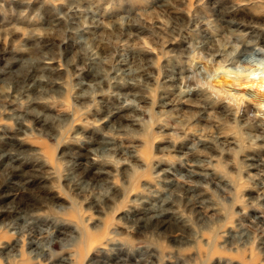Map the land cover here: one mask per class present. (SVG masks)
Masks as SVG:
<instances>
[{
  "label": "rangeland",
  "instance_id": "1",
  "mask_svg": "<svg viewBox=\"0 0 264 264\" xmlns=\"http://www.w3.org/2000/svg\"><path fill=\"white\" fill-rule=\"evenodd\" d=\"M213 3L238 24L217 21ZM204 33L222 55L194 48ZM263 40L264 0H0V147L9 135L16 152L0 159V264H49L67 254L74 264H114L115 251L125 264H264V85L245 81L264 77V57L226 62ZM34 66L41 71L26 79ZM22 80L34 88L17 91ZM186 87L210 109L200 114L193 101L178 109ZM110 110L122 115L112 125L102 122ZM102 139L115 151L101 155ZM177 147L192 156L181 158ZM254 157L262 165L248 167ZM75 162L90 164L96 178L84 192L67 180L79 173ZM12 167L20 170L10 178ZM31 175L41 178L23 183ZM191 198L202 216L186 205ZM16 205L45 232L12 221ZM145 205L179 221L136 233L131 219ZM38 243L46 253L33 259Z\"/></svg>",
  "mask_w": 264,
  "mask_h": 264
},
{
  "label": "bare ground",
  "instance_id": "2",
  "mask_svg": "<svg viewBox=\"0 0 264 264\" xmlns=\"http://www.w3.org/2000/svg\"><path fill=\"white\" fill-rule=\"evenodd\" d=\"M212 10H213V15H214V17H215V19L217 21H220L221 23H224V24H229V23H233V24H236V25L238 24L237 20H233V19L228 20V19H226V16L228 15V11L226 9H224V8H219L216 3H213ZM185 28H186V26H185L184 23L179 25L177 27V29H178L177 33L182 32ZM125 29H126L125 25L118 27L116 29L117 30L116 35L120 36L122 34V31H124ZM210 43H211V41L209 40L208 36L204 33L202 35V37H201V40L198 42V44L195 45L194 48L198 49L199 51H204V52L206 51L205 53L209 57L222 55V52L219 51V50H215L212 47V45L209 48V46H210L209 44ZM263 47H264V40L262 41V45L259 48L253 49V50H251L249 52L246 51L245 49H241L234 57L228 58L226 60V62L230 61V63H232L233 61H235V59H241L242 58L243 59L241 61L242 63L251 64V62L255 61V59H254L255 55H261V56L264 57V49H261ZM96 48H97V46H96ZM96 48L90 54V62H92L93 60H98V53H97L98 51L96 50ZM98 50H103V47H101V45L98 46ZM79 62L82 63V61H79ZM258 63H260V62H258ZM238 68H240V67H238ZM39 69H40L39 67L38 68L37 67L32 68L27 73L25 78L26 79H28V78L31 79L33 76H35L38 73V71H41ZM79 71H82V68H79ZM244 77H245V75L244 76L242 75V76H240V79L242 80V79H244ZM186 79L188 80L190 78L187 76ZM255 79L256 78L254 76H246L245 77L246 84L249 85V83H254L253 86L264 85V77H259L258 79H260V80H258V79L255 80ZM97 80H99V79L97 78ZM169 80L170 81H175V80H178V78H174V76L171 75V76H169ZM24 82H25V80H22L20 83H18V90L17 91L24 93V92H28V90H31V89L34 88L33 86H26ZM220 83L221 82H219V83L217 82V85L220 86ZM129 85L132 86L133 84L129 83ZM131 89L132 88H130V90ZM190 90H191V88H188V87L179 88L178 96H179V98H183V101H180L181 104L175 105L178 109H182V107H180L182 104L187 103L188 101L189 102L193 101V99L190 98V96H191L190 95V92H191ZM244 94H246V93L244 92ZM117 95L120 96V98H121L123 96H126L127 94L119 92V93H117ZM130 95H134L136 97L139 96L138 94H135V93H133V94L130 93ZM13 98H15V97H13ZM261 99H264V98H261ZM261 99L258 100V101H260L258 103V105L262 104ZM195 101L200 102V104L198 103V106H196ZM195 101H193V103L191 105L193 106V108H199V109H197V111L200 112V114L205 113L207 108L210 109V106L208 105L209 103H208V101L205 98H202V99L198 98V99H195ZM242 113L245 114V112H242ZM121 117H122V115H120V112H114V111L111 112V110H110L109 114L102 118V122H104L106 124L111 122V125H112V124H114L116 122V120H118V118H121ZM248 120L250 122H252L253 118L248 119ZM18 124H19V128H22L24 126V122L22 120H19ZM111 125L109 126V128L116 129V126H112L111 127ZM260 128L262 130V128H264V127H260ZM262 132H263V133H261L262 135L260 134V136H258L257 138H258L259 141L264 142V135H263L264 134V129L262 130ZM197 139H198V142L202 141L199 138H197ZM1 141H2L3 145L0 147V150L2 151V154H0V159H2V160L3 159L11 160L14 157V155L16 154L15 149H14L15 142L13 141V137L9 136V135H4V136L1 137ZM97 145H98V151H99V153L101 155L105 154L106 151H115V149H116V147H115L116 144H115L114 141H112V139H109V140L102 139L100 142H97ZM179 150H180V148L177 147L176 148V152H180L181 153V156H180L181 158H186V157L192 156V154H190L192 152H190V151L189 152H183V151H179ZM71 155H74L75 157H83L85 159V161L88 160V156H87L88 154L87 153H85V154L75 153V154H71ZM198 158L197 159L195 158L196 160H194V161H196L197 164L196 163L194 164V162H193V165L195 167H199L198 161H197ZM249 159L251 161H253V162L249 163L248 167H254L255 168V167H259V166L262 165L260 160L256 159V157L249 158ZM81 165L82 164H80V163H76V162L74 163V166H79V168H78L79 173L77 174V176H73L71 179H67V180L71 184V188L73 190H79V191L84 192L85 189L82 187V185L85 183V181H87V179H88L89 182L87 184H90L92 182L90 184V186H92L93 182L96 181V178L93 177V176H90V174H91V170H90V167H89L90 164H88L89 166L88 165L81 166ZM19 170L20 169L18 167H12L11 168V172L8 173V177L12 178L13 176H16L18 174L17 172H19ZM186 171H187L189 177L194 175V174H198L194 169H187ZM33 172L36 173L38 171L37 170H33ZM98 173H103V172H98ZM163 173H166V170L163 171ZM9 174L11 176H9ZM198 175H202V174H198ZM38 178H41V177L39 175H31L23 183H26L27 181H29L31 179H38ZM23 183H22V185H23ZM189 190L190 189H188V190L186 189L185 191H189ZM259 198H260V201H261V205H264V193L260 194ZM169 203H170V201L164 200V205L169 204ZM91 204H92V201L90 202V205ZM93 204H94V201H93ZM186 205L192 211L191 213L193 215L197 216V217H200V215L204 211L203 207L199 205V202L195 201L193 198H191L189 201H187ZM158 207L159 208H155V207L150 206V205L149 206L145 205L143 207V210H142L145 216L144 215H134L133 219H131V223H132V226H133L132 229L135 230L136 233H141L143 231H148L150 227H152L153 231H155V232H157L158 230H161V231L168 230L171 227V225H173L172 221H176L178 219L176 217L175 218L173 217V220H171L170 216L168 215L169 211L167 209H165V208H162L161 206H158ZM13 211L16 212L17 215L13 216V218H12L13 220L12 221H18V220L20 221L21 220L22 223H23L24 230L29 232V234H35L37 236H40V234H42V232H45V230L43 228L37 229V227L39 226L40 222L37 220V218L34 217V214H30L29 210H25L24 208L20 207V205H16V206L13 207ZM150 211H152L154 214H151V215L148 216L147 213H151ZM145 212H146V214H145ZM163 215H166L167 217H165V219H162ZM252 218L256 219L257 217L253 216ZM261 226L262 225H260V227ZM240 229H244V228L241 227ZM58 233H62V232H58ZM15 246H16V243H15V245H10L7 248H10L11 250H14L16 248ZM36 247L40 248L41 250L36 251V252H34L32 254L33 259H39L46 253V248H44V245H42V247H41V243H38ZM30 253H32V251ZM113 254L115 255L114 264H125L126 263L127 260L123 256H121L118 252L115 251V252H113ZM130 254H132V253H130ZM144 260L145 259H143V258L137 257V259H136L134 264H141ZM97 263L98 264H112V263H110L109 260H107V261H102L101 260V261H97ZM146 263L147 264H152V261L149 260V261H146ZM49 264H74V261L72 259V256L70 254H67V255L61 257L58 262H54L52 260H49Z\"/></svg>",
  "mask_w": 264,
  "mask_h": 264
}]
</instances>
